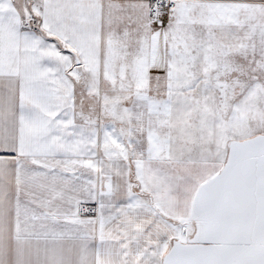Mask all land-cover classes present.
<instances>
[{
  "label": "snow or ice",
  "instance_id": "obj_1",
  "mask_svg": "<svg viewBox=\"0 0 264 264\" xmlns=\"http://www.w3.org/2000/svg\"><path fill=\"white\" fill-rule=\"evenodd\" d=\"M0 264H264V0H0Z\"/></svg>",
  "mask_w": 264,
  "mask_h": 264
}]
</instances>
